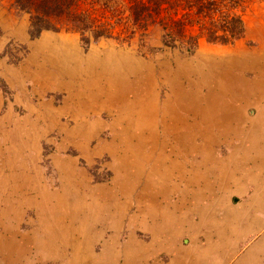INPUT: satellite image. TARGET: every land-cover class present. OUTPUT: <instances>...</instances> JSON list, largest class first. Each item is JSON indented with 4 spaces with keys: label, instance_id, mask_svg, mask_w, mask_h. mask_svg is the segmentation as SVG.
Returning a JSON list of instances; mask_svg holds the SVG:
<instances>
[{
    "label": "rangeland",
    "instance_id": "1",
    "mask_svg": "<svg viewBox=\"0 0 264 264\" xmlns=\"http://www.w3.org/2000/svg\"><path fill=\"white\" fill-rule=\"evenodd\" d=\"M13 5L0 0V264H191L189 253L222 243L225 196L180 175L191 165L218 174L237 146L226 106L258 98L264 0L244 12V39L203 41L194 54L164 48L159 33L154 50L139 40L86 48L66 32L32 39ZM220 52L234 60L228 75L211 69ZM249 54L260 62L239 66ZM175 163L186 168L178 177ZM184 199L195 202L189 220L166 230L165 212Z\"/></svg>",
    "mask_w": 264,
    "mask_h": 264
},
{
    "label": "trees",
    "instance_id": "2",
    "mask_svg": "<svg viewBox=\"0 0 264 264\" xmlns=\"http://www.w3.org/2000/svg\"><path fill=\"white\" fill-rule=\"evenodd\" d=\"M251 0H14L30 16V35L66 32L80 36L86 48L103 41L154 50L161 34L164 48L194 54L202 42L233 46L245 38L243 14Z\"/></svg>",
    "mask_w": 264,
    "mask_h": 264
},
{
    "label": "crops",
    "instance_id": "3",
    "mask_svg": "<svg viewBox=\"0 0 264 264\" xmlns=\"http://www.w3.org/2000/svg\"><path fill=\"white\" fill-rule=\"evenodd\" d=\"M239 66L246 64L245 62H253L257 65L258 57L249 54L246 58L239 55ZM247 59L248 61H244ZM226 60H233L231 56ZM250 60V61H249ZM261 67L264 69V56L262 55ZM232 63V62H231ZM232 65L230 63H226ZM230 70L232 68H229ZM232 71V70H231ZM229 73V70L227 71ZM228 75V74H227ZM264 76V75H263ZM229 83H233L228 81ZM253 83V82H252ZM257 92L254 101H234L226 106V141L237 146H232V150L226 155V165L222 170L210 177L209 174L203 171L200 175L196 165H191V173H184L186 168L184 164L178 165L175 163L173 168L175 176L180 175L181 179L196 180L199 177L204 180L206 186L214 192L213 196L223 195V201L226 202V230L221 234L220 241L214 247L202 248L196 253H189L193 261L191 264H248L247 262H255L263 264L264 257V81L261 80L256 85ZM247 109H255L251 113L253 116L248 117ZM227 137L229 139H227ZM177 153V149L173 150ZM168 171L167 169H165ZM170 171V170H169ZM168 171V172H169ZM200 172V171H199ZM171 173V171H170ZM160 181L164 182L168 178L167 174L160 171L158 174ZM165 180V181H164ZM179 180V179H178ZM190 180V181H191ZM195 182V181H194ZM164 185V184H163ZM196 186H198L196 184ZM171 187V186H170ZM237 199V202L232 204V201ZM185 200V199H184ZM220 199H213V203H219ZM184 204H186L184 206ZM179 205V204H178ZM194 201L185 200L181 207L174 208L175 211L165 212L163 227L166 230L174 231L175 233L180 222L189 220L186 213L192 211L195 207ZM186 207V208H185ZM186 209V211L184 212ZM185 213V215H184ZM222 218H218L220 220ZM232 220L233 224L229 225ZM174 222V224H173ZM233 226V227H231ZM238 227L240 229H237ZM243 227V228H242ZM240 236L239 242L236 244L228 240V236L233 234ZM251 234L257 236L256 243L249 246L245 245L246 237ZM170 236V235H167ZM244 241V243H243ZM244 244V245H243ZM244 247V248H243Z\"/></svg>",
    "mask_w": 264,
    "mask_h": 264
},
{
    "label": "bare ground",
    "instance_id": "4",
    "mask_svg": "<svg viewBox=\"0 0 264 264\" xmlns=\"http://www.w3.org/2000/svg\"><path fill=\"white\" fill-rule=\"evenodd\" d=\"M248 54V53H247ZM220 56H222V57H220ZM239 56V55H238ZM214 57V59H213V62H212V67H211V69H215V70H217V71H221V70H225L223 73L224 74H228V73H226V59H227V57H226V52H220V53H218V55H216V56H213ZM223 57H226V58H223ZM240 57V56H239ZM229 58V57H228ZM232 58V57H231ZM241 58V57H240ZM239 59V58H238ZM242 59V58H241ZM247 60V59H246ZM234 61V60H233ZM230 70V69H229ZM210 74V73H209ZM210 79H211V77H209ZM210 81V80H209ZM208 81V82H209ZM214 81V80H213ZM188 109V108H187Z\"/></svg>",
    "mask_w": 264,
    "mask_h": 264
}]
</instances>
